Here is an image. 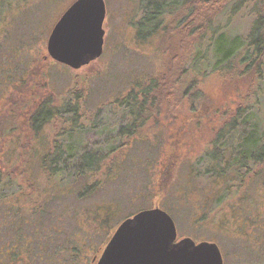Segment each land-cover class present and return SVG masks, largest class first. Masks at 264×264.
<instances>
[{
	"label": "rangeland",
	"instance_id": "rangeland-1",
	"mask_svg": "<svg viewBox=\"0 0 264 264\" xmlns=\"http://www.w3.org/2000/svg\"><path fill=\"white\" fill-rule=\"evenodd\" d=\"M75 1H0V170L23 185L26 182L20 177L28 173L36 183L40 157L52 148L56 133L64 126L55 119L36 135L29 118L40 102L52 97L50 100L60 105L67 99L74 102L77 95L81 122L93 126L89 130L96 139L116 135L129 119L123 116L117 99L129 94L136 84L166 72L173 65L174 55L182 56L193 47L191 39L186 44L179 35L171 37L165 32L138 36L143 17L140 0H104L103 53L86 65L72 68L52 59L47 46L54 25ZM259 9L257 0H244L227 17L217 18V24L232 39L246 38ZM201 88L209 96L206 111L199 109L195 114L197 108L190 109L189 103L182 101L172 113L165 110L159 119L156 115L148 118L140 130L142 136L133 139L126 151L120 179L84 203H112L107 208L114 223L111 237L127 217L159 206L175 219L178 239L216 242L224 264H264L260 204L255 205L254 200L241 203L235 198L219 202V187L192 173L197 157L209 148L221 126L222 111L236 108L248 85L235 76L226 80L214 74ZM163 180L167 182L165 188ZM259 189L264 194L263 186ZM245 192L244 196L258 195L252 188ZM105 234L103 231L101 236ZM102 237L97 242L102 246L95 264L112 245L111 239L102 244Z\"/></svg>",
	"mask_w": 264,
	"mask_h": 264
},
{
	"label": "trees",
	"instance_id": "trees-1",
	"mask_svg": "<svg viewBox=\"0 0 264 264\" xmlns=\"http://www.w3.org/2000/svg\"><path fill=\"white\" fill-rule=\"evenodd\" d=\"M242 1L140 0L143 17L138 36L147 38L151 32H165L171 37L179 35L186 44L191 39L193 47L182 56L174 55L173 65L166 72L136 84L129 94L117 99L123 116L129 119L116 135L96 139L89 130L93 126L81 122L77 95L74 102L67 99L60 105L54 104L52 97L39 103L29 118L36 135L55 119L64 126L56 133L52 148L40 157L37 177L41 185L37 178L36 183L32 181L29 173L20 177L26 182L23 185L0 170V204H10L9 208L0 205V264H95L103 231L107 234L102 244L112 238L114 223L107 209L112 203L89 205L85 200L120 179L126 151L133 139L142 136L140 130L148 118L156 115L159 119L165 110L172 113L182 101L188 102L190 109L197 108L195 114L199 109L206 111L209 96L201 84L214 74L226 80L238 77L248 88L239 94L241 101L236 108L222 111L221 126L209 148L197 157L192 173L219 187V202L230 198L241 203L254 200L261 209L264 0H257L260 9L246 38L232 39L217 24V18L227 17ZM164 128L166 131V125ZM166 134L172 137L170 132ZM162 183L163 187L167 184L164 180ZM250 188L258 195L244 196ZM260 209L258 215L264 216V209ZM9 238L12 240L4 244Z\"/></svg>",
	"mask_w": 264,
	"mask_h": 264
},
{
	"label": "water",
	"instance_id": "water-1",
	"mask_svg": "<svg viewBox=\"0 0 264 264\" xmlns=\"http://www.w3.org/2000/svg\"><path fill=\"white\" fill-rule=\"evenodd\" d=\"M106 14L104 0H76L51 31V58L72 68L97 59L104 49ZM114 233L96 264H223L216 242L178 240L175 219L159 206L126 218Z\"/></svg>",
	"mask_w": 264,
	"mask_h": 264
},
{
	"label": "flooded vegetation",
	"instance_id": "flooded-vegetation-1",
	"mask_svg": "<svg viewBox=\"0 0 264 264\" xmlns=\"http://www.w3.org/2000/svg\"><path fill=\"white\" fill-rule=\"evenodd\" d=\"M178 240H180V239H178ZM219 246V245H218ZM220 248V247H219ZM221 250V249H220ZM222 251V250H221ZM222 261H223V254H222ZM223 264H224V261H223Z\"/></svg>",
	"mask_w": 264,
	"mask_h": 264
}]
</instances>
